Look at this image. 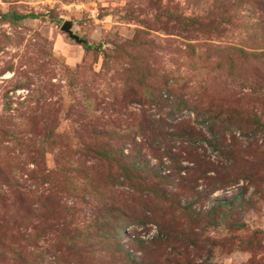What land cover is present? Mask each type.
I'll return each instance as SVG.
<instances>
[{"label": "rangeland", "instance_id": "rangeland-1", "mask_svg": "<svg viewBox=\"0 0 264 264\" xmlns=\"http://www.w3.org/2000/svg\"><path fill=\"white\" fill-rule=\"evenodd\" d=\"M100 197L139 204L118 242ZM0 264H264V0H0Z\"/></svg>", "mask_w": 264, "mask_h": 264}, {"label": "trees", "instance_id": "trees-1", "mask_svg": "<svg viewBox=\"0 0 264 264\" xmlns=\"http://www.w3.org/2000/svg\"><path fill=\"white\" fill-rule=\"evenodd\" d=\"M31 17H36L34 15H29ZM13 17L15 19L22 18L24 16L22 15H17L13 14ZM88 47V46H85ZM181 101H177L178 104L175 106V110H178L181 108L179 106V103ZM184 106L187 105L186 100L183 102ZM190 105V104H189ZM191 106V105H190ZM212 127V124H211ZM189 128V131L187 132L189 138H191L196 131H194V127H187ZM193 130V131H192ZM182 131H178L177 134L180 135ZM199 133V131H198ZM105 137H98L96 140V143H100L101 140H103ZM190 143V142H189ZM95 144L93 147H90L89 150H92V156L96 158L95 161L98 163L106 164L107 170L112 167H118L119 173H118V178L119 176L121 177L122 180H131V181H136L140 179L141 177H145V174H141L142 172L146 173L147 176H152L153 178H157L160 180H166L169 175L166 173H156L155 167L153 166H147L144 162H142L140 159L136 158L135 156L132 157V154H128V156L123 155V149L122 148H113L112 146L109 145L108 141H103L102 144L98 145ZM131 152L134 150H137V145L139 144L137 141L131 140ZM187 148H190L192 150L196 149V146H191L186 144ZM231 150L229 152V158L233 159L234 153H233V145L230 144ZM197 161L200 162V167H205V165L208 164L207 161H203L199 158H197ZM142 163V164H140ZM178 171L182 169L181 166H177ZM181 179H189L191 176L190 174H185V176L180 175ZM116 178L117 180H119ZM154 186L150 188L152 191ZM100 200H95L86 202L85 204L89 206L90 211H89V218L92 219L94 222H91L88 224V227H93L95 228V235L97 237H93L95 240H107L109 237L110 231H112L111 237L108 239L109 243L113 242H118V238H116L119 234L120 230L125 229L128 225L130 224H139L141 222V219L138 217L139 216V204H137V201L135 199H129V198H122V201H104V199ZM118 204V205H117ZM226 204L225 201H218L216 202L215 205H213L211 208L213 210H217L221 208V205ZM122 205V206H119ZM172 207V206H170ZM183 209H188L187 206L182 207ZM169 209V206H168ZM94 235V236H95ZM116 238V240H115ZM134 242H138L135 238L131 239Z\"/></svg>", "mask_w": 264, "mask_h": 264}, {"label": "water", "instance_id": "water-1", "mask_svg": "<svg viewBox=\"0 0 264 264\" xmlns=\"http://www.w3.org/2000/svg\"><path fill=\"white\" fill-rule=\"evenodd\" d=\"M61 29L65 32H67L71 37H74L75 39H77V36L75 34H73L71 31V23L70 22L65 21L62 24Z\"/></svg>", "mask_w": 264, "mask_h": 264}]
</instances>
